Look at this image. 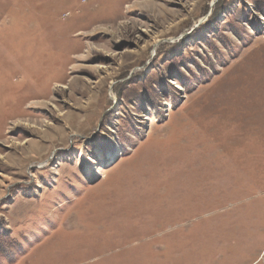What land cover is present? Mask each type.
<instances>
[{
    "label": "rangeland",
    "instance_id": "obj_1",
    "mask_svg": "<svg viewBox=\"0 0 264 264\" xmlns=\"http://www.w3.org/2000/svg\"><path fill=\"white\" fill-rule=\"evenodd\" d=\"M0 264H264V0H0Z\"/></svg>",
    "mask_w": 264,
    "mask_h": 264
}]
</instances>
